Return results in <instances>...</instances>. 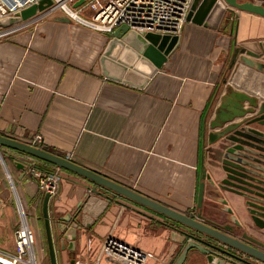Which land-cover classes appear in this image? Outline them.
I'll return each mask as SVG.
<instances>
[{"label":"crops","instance_id":"crops-1","mask_svg":"<svg viewBox=\"0 0 264 264\" xmlns=\"http://www.w3.org/2000/svg\"><path fill=\"white\" fill-rule=\"evenodd\" d=\"M88 15L83 10L82 16ZM54 16L0 29V135L26 144L40 137L41 144L35 146L42 150L177 212L195 210L201 163L216 180L227 144L206 142L225 88L264 102L263 87L251 82L259 79L262 86L264 73L239 62L246 56L241 51H250L261 56L254 61L264 63V18L239 12L235 26L223 28V18L216 30L186 22L178 47L142 86L141 76L127 75L108 62L106 70L121 82L103 75L100 58L110 34L56 22ZM141 67L147 71L145 64ZM232 69L233 78L228 77ZM243 105L247 108L246 102ZM15 161L25 164L22 178ZM43 162L0 147V255H10L23 217L31 220L27 225L41 241L45 194L27 173L32 164L59 174L48 203L56 264H120L100 256L108 236L150 255L147 264H174L182 246L172 241L164 217ZM227 199L246 223L238 215L240 199ZM67 215L77 224L71 249L57 229L66 224L60 220ZM44 252L48 255L47 247L45 251L38 245L40 263L50 264Z\"/></svg>","mask_w":264,"mask_h":264},{"label":"water","instance_id":"water-1","mask_svg":"<svg viewBox=\"0 0 264 264\" xmlns=\"http://www.w3.org/2000/svg\"><path fill=\"white\" fill-rule=\"evenodd\" d=\"M84 2L85 0L76 2L73 8H77ZM52 5V0H39L37 3L28 5L13 16L0 19V29H14L20 26L19 24L26 25L46 17L51 14ZM239 12L264 18V7L250 1L193 0L186 22L216 30L225 13H231L237 18ZM53 20L61 23L71 22L62 14L55 15ZM110 37L100 58L103 75L108 79L121 82L119 77L112 76L106 70L105 63L108 62L127 75L134 72L141 76L144 80L142 86L159 71L180 42V35L138 33L126 26L115 28L110 33ZM241 52L246 56L239 58L240 63L264 73V63L253 60L259 59L260 55L250 51ZM262 56L264 61V55ZM143 64L147 66V71L142 69ZM123 83L128 84L129 82L124 79ZM245 102L247 108L243 105ZM247 115L251 116L247 117ZM220 141L227 144L222 149L221 161L216 174L217 180L206 172L201 163L197 213L194 216L192 213L185 215L177 212L67 159L42 150L40 147L0 135V147L49 163L59 170L88 180L96 186L103 187L164 217L169 222L167 227L171 231L172 241L183 246L174 264L185 262L186 264H264V243L242 232L245 225L239 223L222 197V192H224L243 199L250 222L249 226L256 230H264V102L260 103L256 97L248 96L227 86L206 132L207 145ZM15 164L22 171L20 175L22 178L25 175V164L18 161H15ZM205 197L223 205L220 206L219 211L210 210L215 215L226 214L225 224L215 222L216 225H212L204 222L205 218L200 210ZM49 199L50 194L45 193L42 201V218L49 261L50 264H56L48 213ZM60 221L69 224L67 226L60 223L57 229L62 234V241H68V248L71 249L76 239L75 218L67 215ZM192 251L194 253H191Z\"/></svg>","mask_w":264,"mask_h":264},{"label":"built area","instance_id":"built-area-1","mask_svg":"<svg viewBox=\"0 0 264 264\" xmlns=\"http://www.w3.org/2000/svg\"><path fill=\"white\" fill-rule=\"evenodd\" d=\"M16 1H19L20 4H17ZM38 1L0 0V19L11 17L20 9ZM77 1L52 0L51 15L62 14L73 23L106 34H110L119 26H126L138 33L179 35L186 23V17L193 0H85L79 9L73 8ZM240 1L256 3L257 0ZM83 10H88V17L82 16ZM35 144H41L40 137H35L33 143L29 145L37 147ZM28 166L27 173L36 179L39 190L44 194L54 195L59 175L44 172L32 164ZM24 233L27 234V239L29 237L31 240L30 245L33 242L32 232L22 224L14 233L19 255H24L25 251H28L27 245L24 243ZM100 256L112 258L120 264H147L151 257L112 236L105 239ZM75 264H98V261L94 263L76 262Z\"/></svg>","mask_w":264,"mask_h":264},{"label":"rangeland","instance_id":"rangeland-1","mask_svg":"<svg viewBox=\"0 0 264 264\" xmlns=\"http://www.w3.org/2000/svg\"><path fill=\"white\" fill-rule=\"evenodd\" d=\"M257 1H259V0H257ZM223 18L225 19V20L223 19V28L224 27H228L229 24H232L233 26H235V22H236L235 20L236 19H235V17H232L231 16V13H225L224 16H223ZM232 71H233V69H232ZM234 72L235 71H233V73L229 72L228 77H232L233 78L234 77L233 74H235ZM251 82L253 83V86L257 87V89H261L262 87L264 89V84L263 83H262V86H261V80L254 78ZM248 83H250V80L248 81ZM217 173H218V171H217ZM3 176H4V179H6V183H8L9 181L7 180V177L5 175H3ZM12 192H13V190H12ZM14 195H15V193H14ZM206 206L207 207H205V209L208 210L209 209L208 207H210L209 203H207ZM238 215L241 216L242 218L245 217L244 218L245 221L247 220L246 223H243L245 225V229L247 231H250V233L252 235H254L256 238H258V240L264 241V231L263 230L262 231H256L253 227L249 226L250 222H249L246 214L242 210L241 203H240V209H239V214ZM214 216H216V215H214ZM25 218L23 217L22 218V222H20V223L17 224V226H16L17 229L19 228V225L21 226L24 223H25V225L27 227H28L27 222L29 224H31V220L28 219V221H27V218L26 219ZM28 229H29V227H28ZM51 229H52V226H51ZM33 234H34V236H33V242L30 245L31 251H32V259H33L34 264H41L40 261H39V259H38V245L39 246L41 245L42 247H44V250L45 251H46V247H47L46 246V239H45L46 237H45V232H44L43 226L41 225L40 232H39L40 237H42L40 239L41 240L40 242L37 240V234L35 233V231L32 233V235ZM9 252H10V255H3V254L0 255V259L5 260V261H8V262H13L14 264H31V256H30L29 250L28 251H25V254L24 255H19L18 254L17 249H16L15 234H14L13 242H12L11 246L9 247ZM1 253L2 252H0V254ZM44 254H45V252H44ZM45 257H46V260L49 259L47 254H45ZM158 264H165V262L164 261H162V262L159 261Z\"/></svg>","mask_w":264,"mask_h":264},{"label":"flooded vegetation","instance_id":"flooded-vegetation-1","mask_svg":"<svg viewBox=\"0 0 264 264\" xmlns=\"http://www.w3.org/2000/svg\"><path fill=\"white\" fill-rule=\"evenodd\" d=\"M222 155V154H221ZM221 158V157H220ZM220 161H221V159H220ZM222 176V175H221ZM217 180V179H216ZM207 194H209V193H207ZM210 195V194H209ZM227 196H232V197H235V198H238V197H236L235 195H232V194H227V193H224V192H222V197L226 200V202H227V206L228 207H230L229 206V204H228V199H227ZM238 199H240V198H238ZM207 200V201H206ZM205 201H206V203H210L209 205H210V207H208L209 209L206 211L205 210V207H207L206 206V203H205ZM240 203H241V207H242V210H243V212L246 214V216H247V218H248V215H247V213H246V208L244 207V200L243 199H240ZM196 203H197V201H196ZM203 205H202V208H201V210H200V212H201V215H203L204 216V222H206V223H208V224H212V225H216V223L217 222H220V223H222V224H225V220H224V218H226L227 217V215L226 214H221V215H219V214H217L216 216H214L215 214H214V212L213 211H211V210H214V211H219L220 210V206H223V205H219V204H217V202H215V201H212V200H210L209 198H205L204 200H203ZM211 209V210H210ZM230 209H231V207H230ZM232 210V209H231ZM233 211V210H232ZM193 214L194 216L196 215V213H197V209H196V207H195V210H193L192 212H190L189 211V213H185V215H189V214ZM219 213V212H218ZM233 215L238 219V221H239V223H241V225H243V223L241 222V220L239 219V217H237L236 216V214L233 212ZM218 219V220H217ZM248 220H249V218H248ZM216 222V223H215ZM256 230V229H255ZM256 231H260V230H256ZM242 232H246L247 233V230L245 229V228H243V230H242ZM247 235H249L250 237H252V238H254V239H256V240H258V238H256L255 236H252V235H250V234H248L247 233ZM259 241H261V240H259ZM262 242V241H261ZM182 249H183V246H182V248H181V251H182ZM181 251L179 252L180 254H181ZM178 256H179V254H178ZM178 256H177V258H178ZM177 258H176V260H177ZM175 260V261H176ZM174 261V262H175Z\"/></svg>","mask_w":264,"mask_h":264},{"label":"bare ground","instance_id":"bare-ground-1","mask_svg":"<svg viewBox=\"0 0 264 264\" xmlns=\"http://www.w3.org/2000/svg\"><path fill=\"white\" fill-rule=\"evenodd\" d=\"M17 2V4H20L19 3V1H16ZM255 4H257V5H260V6H262V7H264V1H259V2H257L256 1V3ZM25 225V224H24ZM26 231V230H25ZM24 231V232H25ZM24 236H25V239H24V243L27 245V248H28V250H29V252H30V256H31V264H34V262H33V259H32V255H31V247H30V239H29V237H28V239H27V234L26 233H24ZM0 264H14L13 262H8V261H5V260H2V259H0Z\"/></svg>","mask_w":264,"mask_h":264},{"label":"trees","instance_id":"trees-1","mask_svg":"<svg viewBox=\"0 0 264 264\" xmlns=\"http://www.w3.org/2000/svg\"><path fill=\"white\" fill-rule=\"evenodd\" d=\"M43 164H45V165L48 166V167H51L52 169L54 168V166L51 165V164H49V163L43 162ZM48 169H49V168H48ZM48 169H47V170H48ZM44 171H46V170H44ZM49 171H50V170H49ZM49 171H48V172H49Z\"/></svg>","mask_w":264,"mask_h":264}]
</instances>
